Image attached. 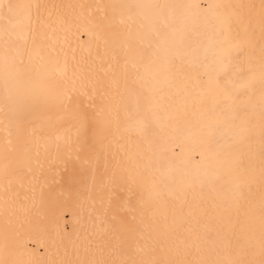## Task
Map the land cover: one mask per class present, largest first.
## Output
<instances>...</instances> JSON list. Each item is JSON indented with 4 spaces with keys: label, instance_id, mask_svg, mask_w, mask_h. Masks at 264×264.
<instances>
[{
    "label": "bare ground",
    "instance_id": "obj_1",
    "mask_svg": "<svg viewBox=\"0 0 264 264\" xmlns=\"http://www.w3.org/2000/svg\"><path fill=\"white\" fill-rule=\"evenodd\" d=\"M10 2L33 7L15 28L4 31L0 22V55L7 50L13 59L21 92L46 90L47 99L6 102L0 65V259L75 264L90 258L87 241L112 235L121 221L129 229L122 234L126 247L142 254L134 229L164 202L214 209V231L252 220L258 241L261 0H3ZM138 3L157 7L144 18L136 9L131 19L126 10L109 13L113 27H96L105 5ZM245 41L251 47H235ZM226 63L232 83L210 90ZM237 67L243 72L235 74ZM249 67L257 77L250 99L238 87ZM63 92L71 96L68 108L87 109L93 122L112 120L98 165L68 149L69 137L75 149L77 129L57 101ZM129 114L143 121L142 130L130 127ZM17 120L33 163L5 178L3 154L8 139L16 146ZM114 171L123 178L113 190L107 178Z\"/></svg>",
    "mask_w": 264,
    "mask_h": 264
},
{
    "label": "snow or ice",
    "instance_id": "obj_2",
    "mask_svg": "<svg viewBox=\"0 0 264 264\" xmlns=\"http://www.w3.org/2000/svg\"><path fill=\"white\" fill-rule=\"evenodd\" d=\"M32 7L30 4L21 2H10L5 5L3 0H0V22L6 25L3 30L17 27L21 16L30 17ZM155 7L157 6L140 3L105 5L104 14L94 23L97 28L111 29L113 24L109 13L114 15L117 12L126 10L129 13V19H131L132 11L136 9L144 18V11ZM258 23L260 39L264 42V0H261ZM244 35L247 37L249 34L245 32ZM235 47H251V44L245 41L243 44L235 45ZM36 55L41 56L39 48L36 50ZM0 65L3 68L4 85L7 92L6 102L24 105L26 103L35 104L40 96H43L45 100L47 99L46 90L37 92L33 89L21 92L16 87L13 83L16 78V73L12 70L14 61L7 50L3 55H0ZM241 72H243V69L237 67L235 74ZM247 72L248 76L245 82L238 87L239 89H246L250 99L257 77L251 67L247 69ZM232 75L233 73L229 72V64H224L218 70L215 79L209 82L210 90L223 91L228 84L232 83ZM97 82H99L98 79ZM259 82L261 85L259 131L261 136H264V47L261 48ZM100 87L102 88L103 85L101 84ZM70 99L69 92H63L57 97L65 117L77 129L75 149L71 147V137L68 138V149L69 151L75 150L77 153L86 152L87 156L84 163L91 160L98 165L103 158L106 148L105 142L111 132L112 120L104 119L93 122L89 118L87 109H82L80 106L72 109L68 108L66 101ZM11 115L14 116L15 113ZM129 120L131 121L130 127L135 128L137 131L142 130L144 127L143 121L135 119L131 114H129ZM6 131L9 136L12 135V132L7 128ZM16 138L15 148L11 147L13 144L11 139L6 141L7 146L3 154L4 166L2 169L5 178H7L10 171L17 175L24 170L30 171L33 163L31 141L24 139V131L18 120L16 122ZM97 144L99 150H97ZM35 155L39 156L40 153L37 152ZM122 178L118 177L114 171L107 179L114 190ZM162 208V211H154L147 219H142L137 228L134 229L137 240L144 242L139 249L142 254H134L126 247L122 234L129 229L125 226V222L121 221L120 226L112 235L97 234L98 239L96 241H87L84 245V252L90 258L78 259L75 264H264V207L261 208L259 218L258 241L255 239L254 221L252 220L246 222L229 221L228 230L219 232L209 227L211 222L216 219L213 216L214 209L188 201L181 202L179 206L164 202ZM7 249L6 238V254ZM0 264H74V262L52 259L24 260L14 256L10 259H0Z\"/></svg>",
    "mask_w": 264,
    "mask_h": 264
}]
</instances>
